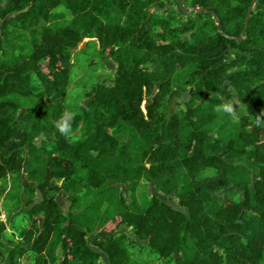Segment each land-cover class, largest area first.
<instances>
[{
  "label": "trees",
  "instance_id": "1",
  "mask_svg": "<svg viewBox=\"0 0 264 264\" xmlns=\"http://www.w3.org/2000/svg\"><path fill=\"white\" fill-rule=\"evenodd\" d=\"M151 1L0 0V196L19 209L0 220V264H264V0L246 27L252 0H192L209 24L188 35L190 20L148 13ZM15 29L29 51L6 50ZM88 34L118 67L83 96L65 137L55 122ZM178 78L193 90L168 115ZM32 97L38 106L17 103ZM234 98L239 120L220 119L214 107ZM172 196L181 209L160 199Z\"/></svg>",
  "mask_w": 264,
  "mask_h": 264
},
{
  "label": "rangeland",
  "instance_id": "2",
  "mask_svg": "<svg viewBox=\"0 0 264 264\" xmlns=\"http://www.w3.org/2000/svg\"><path fill=\"white\" fill-rule=\"evenodd\" d=\"M191 2L192 0H182V6L184 9H186V13L183 12L178 6L177 0H152L146 5L145 9L148 13H165L167 10H175L179 12L181 14L180 20L182 23L190 20L182 30L184 35H188L190 31L193 30L191 27H195L198 24L200 25L204 21L208 22L209 24V19L198 20L195 18ZM194 9L198 10L197 7ZM190 22H192V25H190ZM39 26L41 28L47 25L44 22H40ZM14 36L19 37V39H16ZM7 38L9 46L6 47V50L9 54L12 52L11 47L13 46L16 47V54L20 51L21 47H26L25 52L29 51V45L27 46V44L30 37L25 30L15 29L14 35H9ZM71 61L73 64V69L69 82L68 95L64 104V110L75 113L79 109V105L83 96L89 92L93 84L101 82L108 84L111 83L117 70L118 63L113 58L109 57L108 51L106 49H103L102 41H100L95 35L90 34L82 38L80 44L72 51ZM158 87L159 84L156 85V89H154L152 94L145 95L142 102V109H144L146 105L151 102L153 94L156 92ZM192 90L191 83L188 79L178 78V80L172 84L169 94L165 98L166 103L164 104L163 109L166 111V113L170 115L179 107H183L184 103L189 100ZM231 101L235 102L236 112L238 114L237 117H230L223 113H218V116L220 119L232 123L239 120L240 115L243 113V109L239 99L234 98ZM17 103L22 109L39 105V101L33 97L28 99L18 98ZM3 184L8 190L10 177H8ZM123 191L126 193L125 190ZM151 193H154L153 185H147L146 183L142 182L138 188V197L143 198L148 196V198H150ZM3 196V194L0 196V220L3 223H6L8 217L10 215H15L18 208H12L11 202L6 200ZM38 199H41V196H38ZM162 200L165 202L169 200L168 204L178 210L181 209V207L178 205L177 199L173 196L170 198L163 197ZM56 201L64 210L69 208V203L66 201L64 194L56 195ZM108 228L109 230H115V225L111 223ZM6 234H10L8 230L6 231ZM92 237L93 235H91V238ZM70 246L71 244L68 242L67 248ZM133 257L145 262L152 261V258L146 253H138L137 250H135ZM27 260L28 259H23L22 264H25Z\"/></svg>",
  "mask_w": 264,
  "mask_h": 264
},
{
  "label": "clouds",
  "instance_id": "3",
  "mask_svg": "<svg viewBox=\"0 0 264 264\" xmlns=\"http://www.w3.org/2000/svg\"><path fill=\"white\" fill-rule=\"evenodd\" d=\"M214 111L217 113H223L230 117H237L235 102L226 101L221 104H218L214 107ZM75 118V113L65 110L63 114L56 120L55 128L62 136L71 137L72 132V122ZM255 125L257 127L264 126V111H261L260 114L256 115Z\"/></svg>",
  "mask_w": 264,
  "mask_h": 264
},
{
  "label": "water",
  "instance_id": "4",
  "mask_svg": "<svg viewBox=\"0 0 264 264\" xmlns=\"http://www.w3.org/2000/svg\"><path fill=\"white\" fill-rule=\"evenodd\" d=\"M255 1H256V0H252L251 3H250L249 9H248L247 14H246V17H245V27H246V24H247V22H248V19H249V16H250V13H251V10H252V7H253ZM177 3H178V6L182 9V11L186 13V9H184L183 6H182V0H177ZM32 4H33V0H31V6H32ZM208 13H209V14L212 16V18L214 19V21H215V23H216V25H217V28H219V27H220V22H219V20L215 17L214 12H208ZM4 22H5V19L2 20V21L0 22V25L2 26V25L4 24ZM245 27H244V28H245ZM0 40H1V33H0ZM237 40L239 41L240 38H238ZM0 45H1V43H0Z\"/></svg>",
  "mask_w": 264,
  "mask_h": 264
},
{
  "label": "flooded vegetation",
  "instance_id": "5",
  "mask_svg": "<svg viewBox=\"0 0 264 264\" xmlns=\"http://www.w3.org/2000/svg\"><path fill=\"white\" fill-rule=\"evenodd\" d=\"M162 199V198H161ZM163 201V200H162Z\"/></svg>",
  "mask_w": 264,
  "mask_h": 264
}]
</instances>
